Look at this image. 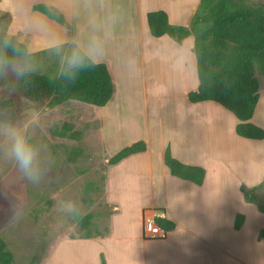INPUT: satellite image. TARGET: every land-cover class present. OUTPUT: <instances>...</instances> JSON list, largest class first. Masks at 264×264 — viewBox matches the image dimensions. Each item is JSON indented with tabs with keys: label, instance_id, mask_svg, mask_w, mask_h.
Masks as SVG:
<instances>
[{
	"label": "crops",
	"instance_id": "obj_1",
	"mask_svg": "<svg viewBox=\"0 0 264 264\" xmlns=\"http://www.w3.org/2000/svg\"><path fill=\"white\" fill-rule=\"evenodd\" d=\"M115 1L120 16L116 27L111 20V0L92 2L89 13L85 0H78L77 14L61 11L57 7L60 0H43L64 14L73 35L91 32V16L96 18L99 34L107 35L99 62L107 64L114 92L106 105L94 106L103 111L108 159L135 141L147 144L145 151L111 164L107 171V196L115 207L110 232L103 237L62 239L51 254L52 264H56V255L64 244L86 253L95 249L93 259L79 264H102L103 258L106 264H264V238L259 237L264 216L245 200L241 190L242 184L253 186L264 179V166H256L258 152L253 150L264 151V138L237 135V117L218 102L189 99V92L200 84L193 34L178 42L168 34L153 36L148 25L147 13L163 9L172 24L188 27L202 0ZM131 92L143 102L146 119L126 127L122 115L133 113L138 101L130 96ZM260 102L261 96L251 120L264 128V103L260 107ZM136 130L137 135L128 139ZM168 145L176 159L205 170L202 183L171 172L164 159ZM130 193L140 198L137 200L135 194L128 197ZM130 200L137 201L131 206ZM146 207L173 221L175 228L160 239H146L139 230L142 258H132L131 262L121 255L110 258L108 245L128 240L129 222L136 220L142 228ZM240 213L245 218L236 229ZM125 248L129 250L127 245ZM200 250L205 251L206 261L199 259ZM63 264L78 261L69 258Z\"/></svg>",
	"mask_w": 264,
	"mask_h": 264
},
{
	"label": "rangeland",
	"instance_id": "obj_2",
	"mask_svg": "<svg viewBox=\"0 0 264 264\" xmlns=\"http://www.w3.org/2000/svg\"><path fill=\"white\" fill-rule=\"evenodd\" d=\"M95 1L99 0H85L88 13L90 4ZM250 1L264 6V0ZM40 2L43 0H0V33H16L26 44L42 46L39 35L28 30L31 20L41 16L56 32L67 38L73 37L70 22L56 23L44 13L34 10L33 5ZM111 3L114 11L111 12V20L116 27L120 21L117 13L119 9L116 10L118 2L111 0ZM87 18H84L85 24ZM120 29L123 30V26ZM87 35L82 34L83 37ZM59 67V57L51 52L40 51L36 56L35 72L54 76L59 74ZM255 72L260 83L261 107L264 103V50L256 56ZM19 80L20 77L11 71L0 75V102L18 97L19 109L15 107L8 111L0 108V123L11 121L29 124L30 135L40 150L41 177L35 184L26 179L5 154L3 139L0 138V234L14 255L13 264H52L51 254L62 239L103 237L110 232V216L115 207L110 203L106 190L107 171L111 164L102 123L103 111L101 107L76 100L56 106L33 100L24 93ZM130 96L139 98L133 92ZM122 118L126 127L129 124H142L146 119L143 102L138 99L133 106V113L124 114ZM138 132L136 130L128 139L135 137ZM217 141L221 145V137ZM253 148L258 152L255 154L256 166L263 167V149ZM259 184L261 188L257 190L255 198L256 202L263 205V210L259 204L245 200L253 203L264 216V179L256 185ZM134 194L138 200L140 196L136 193L127 196L132 197ZM137 200H130L131 206ZM68 201L75 203L78 214L61 208ZM15 214L20 217L18 223H12ZM80 215L83 219L77 226ZM139 230L141 233L142 228L139 229L136 220L129 222L128 240L108 245V256L115 258L121 255L128 262L137 257L142 258ZM263 230L262 220L260 238H264ZM126 245L129 250H126ZM200 253L199 259L206 261L205 251L200 250ZM95 255V249L86 253L74 249V245L64 244L56 255V264H63L69 258L79 264L82 260L93 259Z\"/></svg>",
	"mask_w": 264,
	"mask_h": 264
},
{
	"label": "trees",
	"instance_id": "obj_3",
	"mask_svg": "<svg viewBox=\"0 0 264 264\" xmlns=\"http://www.w3.org/2000/svg\"><path fill=\"white\" fill-rule=\"evenodd\" d=\"M33 8L61 24L67 22L64 14L56 7L40 2L34 4ZM147 18L153 36L168 34L178 42L191 34L195 36L194 52L200 84L197 90L189 92V99L192 102H218L237 117V135L263 139L264 128L251 119L260 99L255 60L258 53L264 50V6L250 0H202L188 27L172 24L163 9L149 11ZM6 33L1 32L0 38ZM19 83L28 97L50 106L70 100L104 106L114 92L112 75L104 62L80 70L75 83L60 74L51 76L35 71L20 77ZM17 104L18 97H15L1 101L0 108L12 111L16 107L19 110ZM146 149L144 140L135 141L114 154L109 163L116 164ZM164 159L173 174L202 183L205 170L176 159L170 145L166 147ZM260 188L261 184L253 187L241 185L245 199L257 204L255 194ZM259 208L263 210V205L259 204ZM244 218V214L237 215L236 229L242 226ZM157 222L167 230L175 228V223L166 218L158 217ZM13 262L14 255L0 234V264ZM102 264H106L104 258Z\"/></svg>",
	"mask_w": 264,
	"mask_h": 264
},
{
	"label": "clouds",
	"instance_id": "obj_4",
	"mask_svg": "<svg viewBox=\"0 0 264 264\" xmlns=\"http://www.w3.org/2000/svg\"><path fill=\"white\" fill-rule=\"evenodd\" d=\"M57 7L61 11L77 14L78 0H60ZM89 24L91 32L87 37L77 32L67 38L56 32L46 18L34 17L28 30L39 35L43 41L42 46L25 44L16 33H6L0 38V75L11 70L18 78L26 76L35 71L38 53L48 51L59 57V74L75 83L80 70L94 67L99 62L107 39V35L99 34L94 16L89 18ZM0 138L3 139L5 154L16 164L18 171L30 182L38 183L41 177L40 150L30 135L29 124L11 121L0 123ZM61 208L70 213H79L72 201L61 205ZM82 219L80 215L77 226ZM19 220V215L15 214L12 223H18Z\"/></svg>",
	"mask_w": 264,
	"mask_h": 264
},
{
	"label": "built area",
	"instance_id": "obj_5",
	"mask_svg": "<svg viewBox=\"0 0 264 264\" xmlns=\"http://www.w3.org/2000/svg\"><path fill=\"white\" fill-rule=\"evenodd\" d=\"M158 214L156 209L146 207L142 213V235L146 239L165 238L168 230L157 222Z\"/></svg>",
	"mask_w": 264,
	"mask_h": 264
}]
</instances>
